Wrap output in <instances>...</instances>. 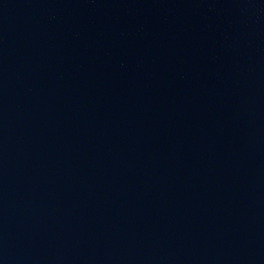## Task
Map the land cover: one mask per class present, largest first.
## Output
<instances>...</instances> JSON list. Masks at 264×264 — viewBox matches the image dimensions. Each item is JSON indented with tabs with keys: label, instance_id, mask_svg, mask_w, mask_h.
Returning a JSON list of instances; mask_svg holds the SVG:
<instances>
[{
	"label": "water",
	"instance_id": "1",
	"mask_svg": "<svg viewBox=\"0 0 264 264\" xmlns=\"http://www.w3.org/2000/svg\"><path fill=\"white\" fill-rule=\"evenodd\" d=\"M0 264H264V0H0Z\"/></svg>",
	"mask_w": 264,
	"mask_h": 264
}]
</instances>
